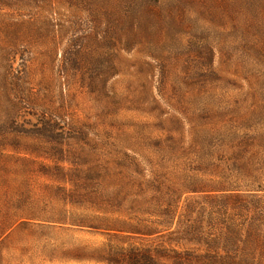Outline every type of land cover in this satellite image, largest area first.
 Listing matches in <instances>:
<instances>
[{"label": "rangeland", "instance_id": "rangeland-1", "mask_svg": "<svg viewBox=\"0 0 264 264\" xmlns=\"http://www.w3.org/2000/svg\"><path fill=\"white\" fill-rule=\"evenodd\" d=\"M124 1L0 0V264L156 245L96 227L148 218L174 181L264 202L259 143L256 179L227 160L264 133V0H153L133 41Z\"/></svg>", "mask_w": 264, "mask_h": 264}, {"label": "trees", "instance_id": "trees-1", "mask_svg": "<svg viewBox=\"0 0 264 264\" xmlns=\"http://www.w3.org/2000/svg\"><path fill=\"white\" fill-rule=\"evenodd\" d=\"M152 3L153 0H125L121 4L127 19L133 18L131 29L138 15L153 12ZM137 35L135 28L129 41ZM195 136L199 135L193 133ZM256 142L264 149V133H244L236 146H230L232 157L227 159L233 170L249 179L259 176L250 159L252 153L258 152L255 147H260ZM260 168L264 171V167ZM226 179L228 177L224 176L196 187L174 184V181L162 198L157 197L155 203L148 200L154 203L146 212L148 218L109 221L102 217L96 228L111 231L113 235L126 233L127 236L160 239L156 245L130 244L117 252L104 251L102 261L106 264H264V224L261 221L264 217L260 213L264 202L257 193H242V189L232 186ZM251 185L243 187H253ZM183 193L191 194L181 202Z\"/></svg>", "mask_w": 264, "mask_h": 264}]
</instances>
